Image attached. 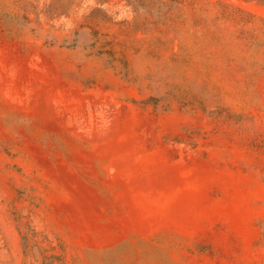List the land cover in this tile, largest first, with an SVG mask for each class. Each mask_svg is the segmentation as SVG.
Masks as SVG:
<instances>
[{
	"label": "rangeland",
	"instance_id": "1",
	"mask_svg": "<svg viewBox=\"0 0 264 264\" xmlns=\"http://www.w3.org/2000/svg\"><path fill=\"white\" fill-rule=\"evenodd\" d=\"M0 264H264V0H0Z\"/></svg>",
	"mask_w": 264,
	"mask_h": 264
}]
</instances>
